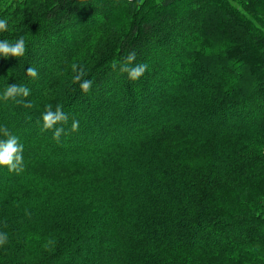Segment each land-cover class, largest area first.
I'll return each instance as SVG.
<instances>
[{
	"label": "trees",
	"instance_id": "16d2710c",
	"mask_svg": "<svg viewBox=\"0 0 264 264\" xmlns=\"http://www.w3.org/2000/svg\"><path fill=\"white\" fill-rule=\"evenodd\" d=\"M0 18L26 40L0 93L29 89L0 100L24 164L0 167V264H264V0H0Z\"/></svg>",
	"mask_w": 264,
	"mask_h": 264
},
{
	"label": "clouds",
	"instance_id": "9594fccd",
	"mask_svg": "<svg viewBox=\"0 0 264 264\" xmlns=\"http://www.w3.org/2000/svg\"><path fill=\"white\" fill-rule=\"evenodd\" d=\"M8 20L0 18V32L8 30ZM26 52V40L23 36L17 38L14 42L6 39H0V58L7 59L8 57H23ZM136 60L135 52L130 53L125 62L121 65L120 71L127 74L128 79L136 81L142 77L147 69V64L137 63L133 65ZM75 71V68H73ZM26 75L32 79L37 78V70L33 67H28ZM83 73L77 72L73 76V83H78L79 88L83 93H88L92 87L93 81L91 79H82ZM29 95V89L23 85H7L2 93H0V100L15 101L22 103V98ZM26 107L30 104L25 103ZM42 128L45 130H53V138L59 139L63 129L55 127L61 122H67L68 115L62 111L58 105L55 110H52L51 105L46 106L45 111L41 114ZM79 121L73 119L71 123V130L78 131ZM0 167H6L8 171L21 172L23 171V145L19 142L17 136L12 135L3 126H0ZM8 233L0 231V248L8 243Z\"/></svg>",
	"mask_w": 264,
	"mask_h": 264
}]
</instances>
